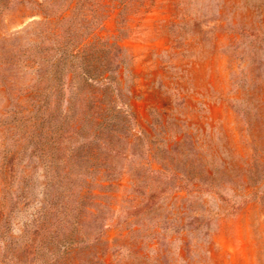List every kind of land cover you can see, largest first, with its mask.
I'll list each match as a JSON object with an SVG mask.
<instances>
[{
	"label": "rangeland",
	"instance_id": "obj_1",
	"mask_svg": "<svg viewBox=\"0 0 264 264\" xmlns=\"http://www.w3.org/2000/svg\"><path fill=\"white\" fill-rule=\"evenodd\" d=\"M70 2L71 20L128 49L104 65V99L130 98L136 128L86 163L63 137H27L0 93V261L3 240L20 241L52 193L76 204L83 191L94 214L79 264H264V0L58 6ZM48 3L4 0L0 40L22 32L33 46ZM23 67L21 84L37 70Z\"/></svg>",
	"mask_w": 264,
	"mask_h": 264
},
{
	"label": "trees",
	"instance_id": "obj_2",
	"mask_svg": "<svg viewBox=\"0 0 264 264\" xmlns=\"http://www.w3.org/2000/svg\"><path fill=\"white\" fill-rule=\"evenodd\" d=\"M3 1L0 0V8ZM48 4L49 12L42 14L39 30L33 32L36 36L33 46L22 43L26 39L22 32L0 40V93L4 94L8 105L14 107L12 112L21 115L16 122L21 124L19 129H23L27 137L37 139L39 136L37 142L50 147V142L59 147L56 138L63 137L71 149L85 153L87 163L97 160L96 156L102 155L101 149L111 146L116 136L130 141L128 135L136 128L137 117L130 98L120 104L117 102L115 108L104 99V81L108 80L104 65L108 67L110 61L114 62L128 49L71 20V2L61 7L58 0H49ZM22 67L27 70L37 67L36 75L25 84L19 82L16 73L22 71ZM116 123L129 131L128 134H115ZM76 136L82 141L74 144ZM62 161L68 167L67 159ZM71 194L74 192L69 196L52 193L33 219L32 227L22 231L24 236L20 241L12 235L3 240L5 250L1 257L5 260L0 262L79 264L82 236H90L84 234V229L94 213L83 205V191L76 204H70L74 203ZM7 217L0 212V237L10 229ZM30 255L31 261L28 260Z\"/></svg>",
	"mask_w": 264,
	"mask_h": 264
}]
</instances>
